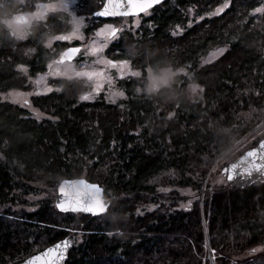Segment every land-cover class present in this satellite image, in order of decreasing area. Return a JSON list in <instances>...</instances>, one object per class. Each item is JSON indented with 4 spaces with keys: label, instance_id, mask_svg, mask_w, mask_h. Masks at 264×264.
Segmentation results:
<instances>
[{
    "label": "trees",
    "instance_id": "obj_1",
    "mask_svg": "<svg viewBox=\"0 0 264 264\" xmlns=\"http://www.w3.org/2000/svg\"><path fill=\"white\" fill-rule=\"evenodd\" d=\"M55 1L0 0V14L9 11L10 19ZM76 2L78 15L91 17L104 0ZM229 2L209 16L223 0H165L107 46V59H127L141 73L118 81L120 103L103 96L81 101L83 87L59 79L50 93L31 99L42 118L2 96L31 88L29 79L65 47L48 49L44 41L68 24L53 13L45 20L50 27L44 21L26 39L0 33V264H20L68 236L77 242L64 264H206L205 240L215 264H252L251 246L264 243V182L213 190L210 177L222 154L232 148L231 157L237 141L247 137L245 144L264 129L252 133L264 122V13L253 12L264 0ZM122 19L129 18L90 21ZM216 48L226 50L203 65ZM167 63L184 69L172 90H188L190 98L165 103L137 94L148 69ZM192 84L202 89L196 96ZM78 178L102 188L110 200L105 214L56 211L53 189ZM186 190L196 194L183 198Z\"/></svg>",
    "mask_w": 264,
    "mask_h": 264
},
{
    "label": "snow or ice",
    "instance_id": "obj_2",
    "mask_svg": "<svg viewBox=\"0 0 264 264\" xmlns=\"http://www.w3.org/2000/svg\"><path fill=\"white\" fill-rule=\"evenodd\" d=\"M72 0H58V4H42L38 5L39 8L47 11L51 9L55 11L57 7L64 12H69V4ZM162 0H104L103 10L96 11L93 13L95 16H111V17H137L139 14H148V10L153 8L154 5L160 4ZM230 7L229 0H223V3H220L219 6L211 13L209 16H219L221 13ZM254 13H264V3L260 6L253 9ZM37 19L41 18L42 13H32L31 14ZM69 15H72L69 12ZM204 17H199V19H203ZM84 17H73L71 23L73 25L72 30L67 32L66 34H55V35H48L47 39L44 41V46L51 48L53 41L59 42H68L71 43L73 40H83L84 36L81 34L80 29L83 27ZM27 23V19L25 17H21L16 27L10 28L11 35L16 37L17 39H23L27 34L25 31H22L18 25ZM191 24V21L189 22ZM133 25L138 26L139 21L133 20ZM44 27H50L45 21ZM118 29L111 24H105L102 27H99L95 30L96 37H103V42L96 43V41H92L84 49L85 55H92L96 56L97 59L94 61L96 65H102L103 67H97L95 69H81L80 71H76L73 68L71 61L74 60L81 54V47L80 46H70L64 48V50L59 54V57L53 60L49 65V69L56 68L53 74L55 75H71L75 74L77 77H86L89 81H92V91L88 94L81 95L79 99L81 101L90 100L93 96L100 90L101 84L103 82L108 83L111 87L112 85V77L108 75L106 69L108 68H115L119 70L120 76L123 77L125 75L139 77L141 73L139 71H130L127 72L124 69L125 65H128L129 61L127 59H119V60H112L107 59L103 55L104 49L108 46V42L110 40L115 41L118 36ZM176 32H173V35H176ZM54 51V50H53ZM221 53L224 49L219 50ZM62 66V70L61 69ZM17 67L21 68L22 70H26L25 66L18 65ZM180 72L184 71V69H179ZM148 73L150 74V68L148 69ZM172 73L169 72L167 69H164L160 72V74L156 77H152V85L151 87L156 86L159 83H166L168 79L171 77ZM43 77H39V80H42ZM198 89L197 85H189V90L192 93H196ZM48 92H51L52 89L49 87L47 88ZM137 92L140 91L139 88L136 89ZM202 91V89H200ZM10 95L20 96V93H10ZM113 97L116 96H124L123 91L113 92ZM15 102V101H14ZM115 100L113 99V103ZM24 104L27 105L28 101L24 100ZM37 116L40 114L37 113ZM171 115V114H170ZM227 131V130H225ZM244 141H237L236 145L242 146ZM61 151H63L61 149ZM228 154H222L221 157L218 159L217 164L212 166V171L217 172L219 169L220 176H212L210 177L213 184H220L222 183V178L226 174L227 181H233L234 177L237 175V171L239 170V175L243 176H252L253 172L260 173L264 175V137L259 139L258 147H251L250 150L245 151L241 154L236 162H230V159L227 158ZM220 165H226L223 168H220ZM68 182L65 181L59 185V194L64 197L60 199L59 202L56 204V207L64 212H85L91 213L93 215H99L104 213L106 210V205L101 201V199L95 194H89L86 197L82 198H70L65 191V184ZM81 184L84 181H80ZM89 188L93 189L95 193H99L101 189L96 184L88 185ZM161 191H166V189H161ZM111 235V233H108ZM73 241L71 240H63L55 244L54 247H49L46 251L42 252L40 255L33 256L31 259L25 261V264H58V262L65 258V254L67 249L71 246ZM205 246L207 247V241H205ZM215 251V250H213ZM260 251L258 248H252L251 252L255 253ZM46 258V259H42Z\"/></svg>",
    "mask_w": 264,
    "mask_h": 264
},
{
    "label": "rangeland",
    "instance_id": "obj_3",
    "mask_svg": "<svg viewBox=\"0 0 264 264\" xmlns=\"http://www.w3.org/2000/svg\"><path fill=\"white\" fill-rule=\"evenodd\" d=\"M20 1V0H19ZM42 4H58V0L55 2H48V3H36L34 6L30 7L26 12L24 13H17V15H13L12 18L8 19L6 21V25L7 28H14L17 25L18 20L21 17H25L27 19V23L18 25V27L22 30L25 31L27 34H29V31L31 32L32 28L39 25L40 23L44 22L46 20V18L50 15H52L53 13H59L62 15V17L66 20L67 24H68V29H66V31L62 34H66L67 32H70L72 30V19L73 17H84V21H83V27L80 29L81 34L84 36L83 40H73L71 43L68 42H59V41H53L51 48L48 49H56L57 47H55L56 45L58 47H61L62 45L66 47H70V46H80L81 47V54H79V57L76 60H73L74 62H70L73 66V68H75L76 71H80L81 69H95L97 67H103L102 65H96L94 64V61L97 59L96 56H92V55H85L84 54V49L85 47H87L89 44L92 43V41H96V43H101L103 42V37H96L95 36V30L99 27H102L105 24H111L114 27H116L119 31H122L124 29H131L132 31L135 30L137 28V26L133 25V20L139 21V25L142 22V19H144V17H148V14H143L142 16L139 17H134V18H129V19H122L120 22L116 24L113 23H103V24H97L95 23L94 25L92 24V22L90 21V18H93V14L91 17H86L84 15H78V4L76 2V0H72V2L69 4V12L72 13V15H69V12H64L63 10L59 9L57 7V9L55 11H52L51 9L45 11L42 8H39L38 5H42ZM42 13L41 18L37 19V17L32 16V13ZM138 25V26H139ZM91 28L89 33H86V29L87 28ZM27 34L25 35V37L23 39L27 38ZM111 43V40L108 42V45ZM64 48L62 50H58L57 51V57L54 58L53 60L57 59L59 57V54L64 50ZM107 47L104 49L103 51V55L106 57L105 52H106ZM220 49H224V51L221 53L219 50ZM226 48H216L214 50H212L211 52H209L208 54L205 55V57L202 60L203 65H209L210 63H212L213 61H215L216 59H218L224 52H225ZM53 51V50H52ZM54 52V51H53ZM51 60L48 65L53 61ZM46 67V70L44 71V73L38 75L37 77H34L32 79H29L31 88L27 91H18V90H13L10 92L5 93L2 97L4 101H9L12 104H16L22 107H27L28 110L37 118H42L45 117L40 111L36 110L33 108L32 104H31V99L37 96H43L46 95L50 92L47 91V88H51L52 90H54L55 88L52 87V83L55 80H66L69 81L73 84L79 83L80 86L79 88L83 87V94H88L92 91V81H89L86 77H77L75 76V74H71V75H55L53 74L55 71H57L56 68L53 69H49V67ZM125 71L130 72L131 69L129 67V65H125L124 66ZM62 70V66L61 69ZM107 73L109 76L112 77V85L111 87L108 85V83L103 82L101 84V88L100 90L93 96L92 99L90 100H86L88 102H92L98 98H100L101 96L104 97V99L111 104H118L120 103V100L124 99V96H116L113 97L112 93L113 92H119L121 91L118 88V81L121 79H125L127 77H129V75H125L123 77L120 76L119 70L115 69V68H108L106 69ZM23 72H26V70H23ZM180 73H177V75H179ZM39 77H43L42 80H39V82L37 83V80ZM147 79V75L145 77ZM145 79V81H146ZM144 81V82H145ZM144 82L142 83V85L138 86L137 88L140 89L139 92L136 91L137 94L140 95H150L148 93H146L144 91ZM192 83V82H191ZM200 88L198 87L197 92L196 93H192L191 91V95L196 96L199 92ZM10 93H20L22 95L20 96H14V95H10ZM113 99L115 100V102L113 103ZM24 100L28 101V104L25 105L24 104ZM15 101V102H14ZM190 106H193L194 104L192 102L189 103ZM39 113L40 115L37 116L36 114ZM264 125V122L257 127L255 130H253L252 133H254L255 131H257L259 128H261ZM257 137H264V129H262L257 136H254L253 138H251L249 141H247L245 144L243 143L242 146H239L237 148H239L237 150V152H235L231 157H228V159H230V162H234L235 160H232L233 157H235L237 154H239L240 152L243 153V151L245 150L244 147L251 145L254 140ZM247 138V137H246ZM246 138L242 139L241 141L246 140ZM258 145V144H257ZM234 146H237L236 144H234ZM233 146V147H234ZM250 149V148H249ZM232 150V148H230L228 151H226L225 153L229 154V152ZM224 153V154H225ZM241 153V154H242ZM226 165H220V168L225 167ZM105 173V172H104ZM212 176H220V171L219 169L217 170V172H213L212 171ZM211 176V177H212ZM50 178V176H49ZM64 181V180H62ZM61 181V182H62ZM222 183L220 184H213L212 180L210 179V186L213 190H217V189H222L225 186H229V184L227 183L225 177L223 176L222 178ZM96 184V183H94ZM231 187V186H230ZM57 189V187H56ZM196 194L195 191H191V190H186V191H181V195L183 198L185 197H190V196H194ZM53 195L56 196V190L53 189L52 191V197ZM54 196V199H55ZM104 197V196H103ZM204 194H201V196L199 197V202L203 203L204 202ZM105 199H107L106 197H104ZM196 197L193 199V201H196ZM118 202V201H117ZM187 205L191 204V201H186ZM181 207H183V205H181ZM201 207V208H200ZM199 208L201 210H203L202 206L199 204ZM57 211V210H56ZM204 217V216H203ZM201 217V218H203ZM205 219V218H203ZM204 225V224H203ZM75 237V236H74ZM76 239V238H75ZM206 241V240H205ZM77 242V239H76ZM253 248H258L260 249V251L252 253L251 251L249 252L248 256H251V259L249 260L252 264H264V243L263 244H259V245H254L251 246ZM46 249V248H45ZM43 251V250H42ZM41 252V251H40ZM39 253V252H38ZM37 254V253H36ZM34 254V255H36ZM33 255V256H34ZM68 255V254H67ZM247 256V258H248ZM31 257V256H30ZM28 257V258H30ZM205 259H206V264H215V257H216V253L215 251H213L212 249H210L209 246V241L207 242V247H206V253H205ZM27 258V259H28Z\"/></svg>",
    "mask_w": 264,
    "mask_h": 264
},
{
    "label": "water",
    "instance_id": "obj_4",
    "mask_svg": "<svg viewBox=\"0 0 264 264\" xmlns=\"http://www.w3.org/2000/svg\"><path fill=\"white\" fill-rule=\"evenodd\" d=\"M165 0H162L161 3H163ZM160 3V4H161ZM104 4V3H103ZM159 4L157 5H154L153 8H155L156 6H158ZM151 8V9H153ZM151 9H149L148 11H150ZM103 10V5L102 7L98 10V11H101ZM143 15V13L139 14L137 17ZM93 18L96 19V20H105V19H110V18H130V17H111V16H107V17H103V16H95L93 15ZM131 18H134V17H131ZM79 55V54H78ZM75 59V58H74ZM72 62V61H71ZM258 147V145L256 146ZM250 150V149H249ZM238 159V158H237ZM236 159V160H237ZM236 160L234 162H236ZM237 171V175L234 177L233 181H227V183L229 184V186L231 187H236V188H240V189H243L244 187H248V186H251L252 184L254 183H263L264 182V175L260 174V173H257V172H253L252 176H243L241 177L238 173H239V170H236ZM225 179H226V174L224 175ZM65 181H67L68 183L65 184V191L66 193L68 194V196L70 198H82V197H86L87 195L89 194H95L97 195L101 201L106 205V210L104 213H101L99 215H103L107 212V208L109 207L110 205V200L109 199H105L103 197V190L102 188L96 184L100 189L101 191L99 193H95V191L91 188L88 187V185H91V184H94V183H91V182H88L87 180L83 179V178H78V179H73V180H64L62 182H60L57 186V189H56V196H55V199H54V206L55 208L59 211V213H70V214H74V215H87V216H99V215H93L91 213H85V212H71V211H68V212H64V211H61L60 209H58L56 207V204L59 202L60 199H63L64 197H62L60 194H59V185L61 183H64ZM80 181H84L83 184L80 183ZM71 240L73 241V243L71 244V246L67 249L66 251V254H65V258L60 260L58 262V264H64L66 259H67V254L69 252V250L73 247L74 243H75V237L74 236H68L66 237L65 239L63 240ZM61 240V241H63ZM60 242V241H59ZM58 243V242H57ZM56 244V243H55ZM55 244H53L52 246H49V247H54ZM49 247H47L46 249H48ZM46 249H44L43 251L37 253L36 255H40L42 252L46 251ZM34 255V256H36ZM33 256H31L30 258L24 260L22 263L20 264H25V261L31 259ZM42 259H46V258H42Z\"/></svg>",
    "mask_w": 264,
    "mask_h": 264
},
{
    "label": "clouds",
    "instance_id": "obj_5",
    "mask_svg": "<svg viewBox=\"0 0 264 264\" xmlns=\"http://www.w3.org/2000/svg\"><path fill=\"white\" fill-rule=\"evenodd\" d=\"M10 12L0 14V33H5V29L7 25L4 23L5 20L9 19ZM167 69L169 72L172 73L171 77L168 79L166 83H159L154 87L152 85V77H156L160 74L161 71ZM179 72V69H174L171 63H167L164 66H156L150 67V74L148 73L147 79L144 82V91L152 96H158L163 102H175L180 99H188L190 98V93L188 90L183 92L172 90V85L175 82L176 74ZM161 89H168L169 91L166 93H161Z\"/></svg>",
    "mask_w": 264,
    "mask_h": 264
},
{
    "label": "flooded vegetation",
    "instance_id": "obj_6",
    "mask_svg": "<svg viewBox=\"0 0 264 264\" xmlns=\"http://www.w3.org/2000/svg\"><path fill=\"white\" fill-rule=\"evenodd\" d=\"M141 16H142V15H141ZM78 57H79V55H78L74 60H76ZM72 62H74V61H72ZM72 62H71V63H72Z\"/></svg>",
    "mask_w": 264,
    "mask_h": 264
},
{
    "label": "bare ground",
    "instance_id": "obj_7",
    "mask_svg": "<svg viewBox=\"0 0 264 264\" xmlns=\"http://www.w3.org/2000/svg\"><path fill=\"white\" fill-rule=\"evenodd\" d=\"M57 210V209H56ZM58 211V210H57ZM59 212V211H58Z\"/></svg>",
    "mask_w": 264,
    "mask_h": 264
}]
</instances>
